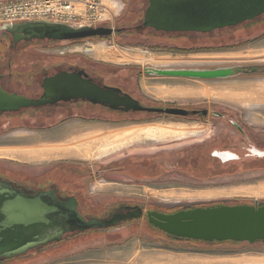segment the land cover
Instances as JSON below:
<instances>
[{"label":"rangeland","instance_id":"rangeland-1","mask_svg":"<svg viewBox=\"0 0 264 264\" xmlns=\"http://www.w3.org/2000/svg\"><path fill=\"white\" fill-rule=\"evenodd\" d=\"M100 1L108 11L104 17H108L109 12L111 14L113 12L114 15L118 11V5L113 0ZM75 23L88 24L93 21L87 15ZM254 23L215 31L210 35H198L202 37L201 41H198L200 46L192 53L182 52L170 55L168 51H152L141 46H123L114 41L113 49H107L103 41L93 43L95 45H92V52L96 58L113 60V68L120 71L121 76L127 78V81L116 79L113 84L119 85L134 97L136 95L141 104L163 108L208 106L212 110L228 111L232 118L240 121L250 132L248 133L250 139L253 140L252 137L263 139L254 142L264 147V77L244 76L228 80L200 81L172 77L154 78L143 73L146 67L262 65L264 57L259 58V56L264 55V16ZM69 49L80 51L83 46L73 44L69 46ZM43 52V54L55 55L57 50L44 48ZM35 60V56L22 52L14 57L13 69L20 73L28 72L31 63ZM251 90L260 91L263 95L253 99L248 96ZM86 109L83 111L86 112ZM75 112H78V109H75ZM29 113L31 110L24 112L23 115ZM124 116L141 117L143 120L113 125H89L72 120L42 128L41 125H29L21 119H14L10 114H1L0 144L16 139H29L35 135L50 136L68 130L71 132V137L96 131L93 137L98 138L96 137L97 141L91 147L83 146V148L81 146L84 142L74 141L68 145V148L76 151L81 149L78 152L74 151L75 154L58 157L99 160L113 153V158L120 159L134 153L139 156L155 155L164 159L167 164V160L170 161L172 157L179 156L180 151L187 150L189 147L200 148L204 147L202 144L214 141L219 143L221 139H226L231 141L228 143L230 144L228 148L236 157L234 161L227 163L230 168L225 169L220 176H201L203 168L214 171L212 164L218 162L217 158L212 159L208 155L209 148L203 149V154L209 157L206 158L205 164H198L200 168L197 167L191 174H186L189 177L177 174L171 169V172L159 169L155 173H145L143 169L136 168L135 171L131 170L132 174L128 169L126 171L121 169L119 171L121 175L113 174V179L110 181L102 180L97 176L90 179L91 184L88 189L94 196L97 193L115 192L122 197H134L144 201L162 200L167 208L182 207L185 209L196 205L221 202L249 204L264 202V154L261 157L251 153L247 155L248 149L251 148L250 143L252 144L253 141L248 142L247 138L238 134L227 124V118L217 119L210 115L206 121L202 122L166 114L113 113V117L122 118ZM15 125L17 127H13ZM223 144L228 146L227 143L223 142ZM2 151L0 150V155H5L6 153ZM17 155H14L13 159L29 163L60 159ZM139 156L136 157L139 158ZM128 162L131 163V160ZM207 165H209L208 169ZM55 179L61 183V192L64 193L68 189L66 187L70 179L68 173L58 175ZM97 235L99 234H93L85 239L75 237L54 249H46L28 258L7 261L4 264H264V244L261 243L249 245L240 242L209 245L175 242L151 236L146 231L141 234H130L125 231L120 233V238L106 239L96 237Z\"/></svg>","mask_w":264,"mask_h":264},{"label":"water","instance_id":"water-1","mask_svg":"<svg viewBox=\"0 0 264 264\" xmlns=\"http://www.w3.org/2000/svg\"><path fill=\"white\" fill-rule=\"evenodd\" d=\"M263 16L264 0H148L140 26L164 33L210 35L215 31L258 21ZM6 25L10 24L1 26ZM12 25L8 32L15 37L21 34L22 38L29 40H76L90 36L105 37L112 32L109 28L73 27L48 21H25ZM261 67L264 64L146 67L143 73L149 77L219 81L244 76H264ZM82 75V72L61 71L45 77L37 98L8 92L0 85V115H15L28 108L37 109L54 106L59 102L78 101L105 106L121 113L181 117L195 113L181 107L143 106L119 88L101 87ZM76 205L73 198L61 200L53 191L28 194L0 179V261L23 256L29 251L59 242L67 233L99 229L111 224L105 220H84L77 212ZM140 214L138 209L128 216L138 218ZM148 217L154 227L175 240L264 244V202L234 205L221 202L217 205L187 207L169 215L149 212Z\"/></svg>","mask_w":264,"mask_h":264},{"label":"flooded vegetation","instance_id":"flooded-vegetation-1","mask_svg":"<svg viewBox=\"0 0 264 264\" xmlns=\"http://www.w3.org/2000/svg\"><path fill=\"white\" fill-rule=\"evenodd\" d=\"M113 1L118 5V11L113 15L112 19L105 22L79 24V26H89L91 28L103 27L112 29L111 34L105 37L90 36L76 40H29L22 38L21 34H17L16 38L14 35L8 32V29L12 28V24L6 25L4 27L0 25L1 87L8 92H14L30 98H37L42 91L41 83L45 77H50L61 71H75L82 72V76L84 78L101 87H116L119 88L123 93L129 94L119 85L113 84V82H116V79H125V81H127V78L121 76L120 71L113 68V60H106L104 58H96L93 56L92 51L93 46L95 45L93 43H100L103 41L107 49H113L114 41L115 43L117 42L123 46L147 47L152 51L164 50L168 51L170 55H177L178 53L182 52L192 53L196 51L198 46H200L198 41H201L202 37H199L197 33H164L161 31H156L150 27H141V20L148 5V0ZM73 44L81 45L83 46V49L80 51L69 49V46ZM44 48L49 50L56 49L57 53L55 55L43 54ZM22 52L30 56H35L36 60L31 63L28 72L20 73L13 69V60L16 55ZM78 52L79 54H75ZM261 68L264 70V67ZM130 74L134 73L130 72ZM129 95L138 100L135 94V97L131 94ZM84 104L87 105L84 106ZM85 108H87L86 112L83 111ZM75 109H78V112H75ZM184 109H187L190 112L195 111V113L189 114L183 118H191V120L195 121L201 120L204 122L210 115L217 119L227 118V124L231 126L238 134L247 138L248 142L253 141L252 144L250 143L251 148L248 149L247 155L254 154V156L258 157L263 156L264 147H262V145H257L254 142L263 139L260 137H252L253 140L250 139L248 136V133L250 132L240 121L232 118L228 111H216L212 110L208 106ZM29 110H31V113L23 115L24 112ZM203 110L206 112L203 113ZM113 113V110L105 106L78 101L59 102L54 106L37 109L28 108L19 114H10V116L14 117V119H21L22 122L29 125L50 123L61 120L62 118H64V120L58 124L72 120L89 125H113L115 123L128 122L117 121L116 119H113ZM1 135L2 134H0V136ZM223 142L227 143L228 145V143L231 141L221 139L219 143L214 141L213 143L210 142L207 144H202L204 147H189L187 150L180 151L179 156L177 155L172 157L170 161L167 160L168 165L165 164L164 159L156 157L155 155L139 156L134 155V153L123 156L120 159L113 158L112 153L99 160L60 158L42 163L22 162L0 157V179L11 183L14 188L21 189L23 192L28 194H34L39 191H53L61 200L73 198L77 204L76 210L84 220L88 221L91 219H97L109 221L111 223L99 229L67 233L59 242H54L48 244L45 247L29 251L23 256L0 261V264H4L5 262L12 259L18 260L21 258H28L29 256L38 254V252L42 253L43 251H46V249H54L55 247L60 246L62 243H66L72 238L82 237L85 239L93 234H99L96 237H105L107 239L109 237H119L120 233L125 231L129 232L130 234H141V232L146 231L151 236L158 238H166L167 240L175 242H186L185 239L175 240L173 237L168 236L162 231L158 230L153 226L152 223L149 222L148 217L149 212L169 215L182 210V207L167 208L163 204L162 200L148 199L144 201L134 197H122L117 195L115 192L97 193L94 196L92 191L88 189L89 185L91 184V181L89 180L94 179L97 176L102 180L110 181L113 179V174L119 176L121 175L119 171L121 169H126L124 164L128 162V160H131L133 163L136 159L137 161L135 162L146 164L145 166L152 167L151 173L158 172L159 169L164 171L171 169L177 174L180 173L184 174L186 177H189L186 174H191L192 171H195L198 167V165H196L197 162H192V160H190L191 156L197 152L203 153V149L209 148L210 151L208 155H210L212 159L217 158L218 162L216 163L220 167L227 169L230 166L227 165V163L234 161L235 158L223 162L222 159L216 156L218 152L228 153V157L232 156L231 154H234L230 152V148H228L230 147V144L226 146L223 144ZM182 152H184L183 155H181ZM208 155H206V158ZM136 156H139V158ZM232 157H236V155ZM169 165L170 167H168ZM206 167L208 169L209 165ZM64 173H68L70 179L68 183L69 186H66L68 189L62 193L60 188L61 183L57 181L55 177L58 175H63ZM131 174L129 175L135 178ZM60 177L61 176H59V178ZM217 204L221 203L196 205L192 206L191 208ZM138 209L141 211V214L138 218L128 216L131 214V212Z\"/></svg>","mask_w":264,"mask_h":264},{"label":"built area","instance_id":"built-area-1","mask_svg":"<svg viewBox=\"0 0 264 264\" xmlns=\"http://www.w3.org/2000/svg\"><path fill=\"white\" fill-rule=\"evenodd\" d=\"M107 8L100 0H0V25L25 21H48L79 26L87 15L93 23L105 22Z\"/></svg>","mask_w":264,"mask_h":264},{"label":"crops","instance_id":"crops-1","mask_svg":"<svg viewBox=\"0 0 264 264\" xmlns=\"http://www.w3.org/2000/svg\"><path fill=\"white\" fill-rule=\"evenodd\" d=\"M260 57H264V55L259 56V58ZM249 92L250 93L248 96L253 98V99H256L259 96L263 95L260 91L251 90ZM69 131L70 130L62 131V132H59L58 134H54V135H50V136L35 135L29 139H20V140L16 139V140H12L10 142L5 141L3 144H0V150H3L2 152L6 153V154L0 155V157L13 159V156L18 154L21 156H29L30 155V156H33V158L35 157V158H43V159H45V158H47V159L60 158L58 156L75 154L74 151H76V150L68 148V145L73 143L74 141L84 142V144L82 143L81 147H83V146L84 147H86V146L91 147V145H93L94 142L97 141V140H95L97 136L93 137V135L96 134V131L92 132L90 134H87V135H80V136L77 135L75 137H71L70 136L71 132H69ZM9 134H11V133H9ZM69 136H70V138H69ZM103 140H104V138H103ZM80 149L81 148H79L78 151ZM78 151H76V152H78ZM7 154H9V155H7ZM52 156H56V157H52ZM61 158H67V157H61ZM14 160H17V159H14ZM22 162H27V161H22ZM117 176H119V175H117Z\"/></svg>","mask_w":264,"mask_h":264},{"label":"trees","instance_id":"trees-1","mask_svg":"<svg viewBox=\"0 0 264 264\" xmlns=\"http://www.w3.org/2000/svg\"><path fill=\"white\" fill-rule=\"evenodd\" d=\"M254 23V22H253ZM254 24H256V22L254 23ZM137 97V96H136ZM143 105V104H142ZM143 106H150V107H159V106H155V105H143ZM119 113H121V112H119ZM121 114H124V113H121ZM113 119H116L117 121H124V120H126V121H140V120H143V118H141V117H134V116H124V117H122V118H119V117H113ZM64 120V119H63ZM62 120H57V121H53V122H50V123H45V124H39V125H41L42 126V128L44 127V126H54V125H56V124H58L59 122H61ZM19 124H17V126H18ZM38 125V126H39ZM16 125L15 126H13V127H17ZM13 127H11V129L13 128ZM19 127V126H18ZM10 129V130H11ZM191 158H192V161H194V162H197V164L196 165H198V164H202V165H204L205 164V161H206V154H203V153H194L192 156H191ZM134 165V166H133ZM146 164H141V163H138V162H135V163H129V162H126L125 164H124V167L126 168V169H122V170H127V168H128V171H131V170H133V171H135V169L136 168H138V169H143L144 170V172L145 173H151L152 172V167H149V166H145ZM198 167H199V165H198ZM204 167V166H203ZM200 168V167H199ZM213 168L215 169L214 171H211V170H205V168H203V171H202V177H206V176H209V177H215V176H220L222 173H224V171H225V169L224 168H222V167H220L218 164H214L213 165ZM217 168V169H216ZM228 168H230V167H228ZM227 168V169H228ZM226 169V170H227ZM213 170V169H212ZM199 171H200V169H199ZM131 173H132V171H131ZM226 204H229V205H234V204H249V203H246V202H242V203H234V202H228V203H226ZM186 242H193V243H200V244H237V242H234V241H225V242H212V243H208V242H203V241H189V240H185ZM13 260H15V259H12V260H9V261H13Z\"/></svg>","mask_w":264,"mask_h":264},{"label":"bare ground","instance_id":"bare-ground-1","mask_svg":"<svg viewBox=\"0 0 264 264\" xmlns=\"http://www.w3.org/2000/svg\"><path fill=\"white\" fill-rule=\"evenodd\" d=\"M258 153H260V152H258ZM227 155H229V154L228 153H221L220 154V152H218L216 154V156L219 157L220 159H222L223 162H226V161H229V160H232L235 158V157H232V156H235L234 154H231L232 156H230V157H228Z\"/></svg>","mask_w":264,"mask_h":264}]
</instances>
